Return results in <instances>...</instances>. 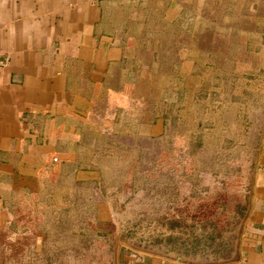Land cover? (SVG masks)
<instances>
[{
    "label": "rangeland",
    "instance_id": "374dc122",
    "mask_svg": "<svg viewBox=\"0 0 264 264\" xmlns=\"http://www.w3.org/2000/svg\"><path fill=\"white\" fill-rule=\"evenodd\" d=\"M184 7L196 15L189 33L169 27ZM101 8L100 27L126 58L108 78L120 88L84 126L109 140L83 157L93 172L77 173L97 184L74 185L71 157L52 156L60 172L51 168L45 185L0 189V264H112L116 240L224 259L264 142V0H103ZM179 86L185 99L168 134L161 99ZM218 89L219 106L200 100ZM201 103L208 109L198 116ZM124 107L135 121L115 127ZM199 123L203 144L193 154L186 137Z\"/></svg>",
    "mask_w": 264,
    "mask_h": 264
},
{
    "label": "crops",
    "instance_id": "0c3cea01",
    "mask_svg": "<svg viewBox=\"0 0 264 264\" xmlns=\"http://www.w3.org/2000/svg\"><path fill=\"white\" fill-rule=\"evenodd\" d=\"M102 1L0 0V189L7 194L36 187L37 181L45 185L51 168L60 172V163L49 166L52 156L75 163L81 137L100 138L84 126L96 119L99 100L120 88L108 78L122 71L126 58L100 27ZM73 168V182L97 178L77 176L93 172L91 165ZM232 253L233 247L224 259ZM118 264L181 263L128 246L119 247ZM229 264H264V142L240 260Z\"/></svg>",
    "mask_w": 264,
    "mask_h": 264
},
{
    "label": "trees",
    "instance_id": "16d2710c",
    "mask_svg": "<svg viewBox=\"0 0 264 264\" xmlns=\"http://www.w3.org/2000/svg\"><path fill=\"white\" fill-rule=\"evenodd\" d=\"M168 2L169 1H167L165 7L168 5ZM195 18H196V15L193 13V10H189L188 8L184 7L180 11L179 15L175 18V20H173L172 23L169 24V27L171 28L174 27L176 30H178V32L189 33L191 32L193 28ZM123 61L125 60L124 59L122 60V64H123ZM219 83L221 82L220 81L216 82V85L219 86ZM171 93L175 94L174 99L171 96H167L161 99L162 102L164 100L167 102L166 110L161 115L164 119L163 127L165 128V133H168V134L173 133L174 132L173 130H175L176 125H177V117L175 116V113H174V110L176 109V105L179 103H182L185 99V90L181 86H179V88L173 87L171 89ZM201 93H202V96L200 99L201 101H205L206 104L210 103L212 106H215V107L219 106V102L221 100V95H222V92L220 89L209 90V91L206 90V91H202ZM206 104H203L202 106L203 109L198 112L197 114L198 116H201L204 112H206V110L208 109ZM129 111L130 109L127 107L117 109V115L115 116V118L117 117L116 118L117 124L115 127L121 128L122 126L129 125L131 120L135 121L134 120L135 118L132 115H130ZM203 131L205 130H203V128L201 127L199 123L198 129L187 133L186 143L189 147L193 149V154L199 148H201L203 144V136H202L204 134ZM81 138L82 139L79 142V146L81 150L76 157L75 164L77 168L82 166V164L84 165L83 168H88L89 167L88 162L85 159H83V157L88 156L89 155L88 151L90 150L92 152H98V150L101 148H107L106 143H108L109 140L103 141L101 140V138H97L95 137V135L87 134V133L84 134ZM222 147L229 148L230 145L226 143ZM90 183L94 184L95 186L97 184V181H74L73 182L74 185L76 186L79 185L80 187H82L83 185L87 186ZM247 196L248 194L246 193V197L245 196L244 197L247 198ZM245 207H246V199L242 201L241 208H240L242 210L241 214H243ZM65 219L67 222H69L71 219V216H67Z\"/></svg>",
    "mask_w": 264,
    "mask_h": 264
},
{
    "label": "water",
    "instance_id": "95a60500",
    "mask_svg": "<svg viewBox=\"0 0 264 264\" xmlns=\"http://www.w3.org/2000/svg\"><path fill=\"white\" fill-rule=\"evenodd\" d=\"M257 164V161L255 160L254 166L252 168L251 178H250V185H249V192L247 196V203L246 207L243 211L242 216L239 218V222L237 224V227L235 229V239H234V245H233V253L229 258L226 259H206L201 258L199 256H181V255H175V254H169L164 251H157L153 249H147L140 246H135L129 242L122 241L126 245H128L131 248H134L138 251H142L148 254L152 255H158L164 258H167L172 261H176L181 264H229V263H236L240 260V243H241V236L243 232L244 225L246 223V220L249 216L251 206H252V185H253V174L255 170V166ZM119 242L120 240H116L114 245V252H113V261L112 264H118V253H119Z\"/></svg>",
    "mask_w": 264,
    "mask_h": 264
}]
</instances>
